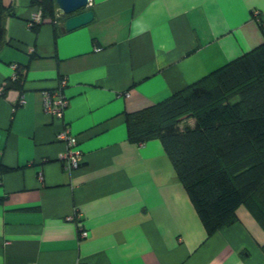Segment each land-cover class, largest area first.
Masks as SVG:
<instances>
[{
	"label": "crops",
	"instance_id": "crops-1",
	"mask_svg": "<svg viewBox=\"0 0 264 264\" xmlns=\"http://www.w3.org/2000/svg\"><path fill=\"white\" fill-rule=\"evenodd\" d=\"M2 1L15 14L0 84L17 70L23 83L0 93V264H264L250 207L208 234L160 139L134 142L126 123L264 42V0H89L93 19L71 30L57 5L35 30L33 0ZM62 80L51 116L42 90ZM63 129L82 152L71 170Z\"/></svg>",
	"mask_w": 264,
	"mask_h": 264
},
{
	"label": "trees",
	"instance_id": "trees-1",
	"mask_svg": "<svg viewBox=\"0 0 264 264\" xmlns=\"http://www.w3.org/2000/svg\"><path fill=\"white\" fill-rule=\"evenodd\" d=\"M32 3L42 10L33 29L55 18L56 0ZM14 14L0 0V49ZM22 83L17 70L4 91ZM126 123L134 142L160 139L208 234L235 222L242 203L264 227V42L163 100L127 112Z\"/></svg>",
	"mask_w": 264,
	"mask_h": 264
},
{
	"label": "built area",
	"instance_id": "built-area-1",
	"mask_svg": "<svg viewBox=\"0 0 264 264\" xmlns=\"http://www.w3.org/2000/svg\"><path fill=\"white\" fill-rule=\"evenodd\" d=\"M42 10L38 7L37 11L32 14L28 20V25L32 27L34 24L41 22ZM15 74L13 75V77ZM65 80L59 82L54 88H45L42 90L43 97V110L46 114L56 117H62L65 108L68 105V98L63 92ZM4 85L0 84V93H3ZM24 101L23 95L19 98V103ZM57 138L63 140L66 143V150L60 155L63 160L64 167L66 169L77 168L81 162L82 152L76 148L77 138L69 130L63 129L57 134ZM78 215L67 216L68 220L77 219ZM88 235V230L80 223L79 224V236L81 238Z\"/></svg>",
	"mask_w": 264,
	"mask_h": 264
},
{
	"label": "water",
	"instance_id": "water-1",
	"mask_svg": "<svg viewBox=\"0 0 264 264\" xmlns=\"http://www.w3.org/2000/svg\"><path fill=\"white\" fill-rule=\"evenodd\" d=\"M89 0H56L59 15H68L61 23L62 30H71L93 19L91 9L82 10Z\"/></svg>",
	"mask_w": 264,
	"mask_h": 264
}]
</instances>
